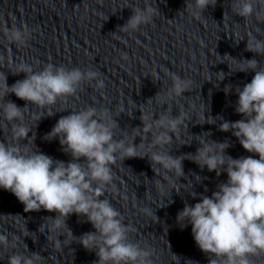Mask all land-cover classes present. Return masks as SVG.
Wrapping results in <instances>:
<instances>
[{"label":"clouds","instance_id":"obj_1","mask_svg":"<svg viewBox=\"0 0 264 264\" xmlns=\"http://www.w3.org/2000/svg\"><path fill=\"white\" fill-rule=\"evenodd\" d=\"M215 4L216 0H189L193 15H202L207 6ZM257 5L258 0H231L235 15L264 22V11ZM156 11L151 0H145L144 7L131 8L126 22L118 26L119 31H137L141 25L153 20ZM256 32H249L241 39L245 40V50L255 56L236 58L225 53L223 56L231 58L233 67L227 60L221 61L227 63L228 74L253 73L250 81L242 86L225 83L221 89L225 95L235 94L234 112L241 118L229 121L217 114L216 117L208 115L211 119L206 117L202 122L216 124L219 121L218 130L230 132L242 148L253 155L233 158L226 152L230 147L229 140H213L207 132L206 137L196 140L198 146L194 153L172 155L170 150H158L150 153V159L148 153L138 156H147L151 168L154 164L158 170H163L166 180H171L172 176L178 179L185 176L184 159L194 162L200 169L214 171L217 177L226 174V179L215 185L210 196L193 190V181L200 183L207 179L193 174V179H188L190 183L185 182L188 189L185 191L199 199L192 204L185 202L175 215L176 227L183 230L190 226L192 239L206 255L208 264H254L252 257L264 255V65L256 59V56H264V37L258 35L259 28ZM6 34L10 42L23 45L30 33L27 27H13ZM10 72L24 75L9 85L4 74L0 99L14 94L25 104L18 106L10 99L0 104V119L11 125V139L0 141V189L11 192L26 212L41 208L54 212V216L45 217L39 229L42 233H57L58 239L74 236L66 224L70 214L75 213L89 222L94 231L74 237L82 247L95 253L94 264H153V252L128 239L130 229L124 224L121 213L103 198V192L111 186V164L117 157L124 160L137 156L136 144L128 143L126 137L115 138L114 129L118 126L115 116L108 110L92 106L59 116L42 139H57L60 150L70 157L67 161L54 159L37 150L36 146L32 147L35 135L23 123L28 105L41 110L32 114L37 123L45 116V111L47 116L53 114L51 105L57 98L75 93L82 82H94L97 89L103 88L99 74L90 68L82 70L52 63L34 70L24 62L15 64L14 71ZM218 72L219 82L224 80L225 72ZM170 79L172 83L160 96L161 102L181 95L189 87V82L178 75L171 74ZM182 120L183 114L179 113L162 112L153 117L147 112L142 116L141 125L146 133H153L152 144L160 145L162 149L171 141V133L178 129ZM156 184L158 190L163 191V181L157 180ZM168 191L169 196L172 191L177 192L174 188ZM141 211L155 215L148 207ZM49 220L50 224L47 223ZM64 228L68 229L67 233L62 231ZM8 244L7 237L0 234V246ZM40 261L41 254L35 251L30 255L14 252L7 256V264H40Z\"/></svg>","mask_w":264,"mask_h":264},{"label":"water","instance_id":"obj_2","mask_svg":"<svg viewBox=\"0 0 264 264\" xmlns=\"http://www.w3.org/2000/svg\"><path fill=\"white\" fill-rule=\"evenodd\" d=\"M13 27L28 28L30 34L25 44L17 45L7 39V30ZM0 58V85L4 74L9 85L23 78V73L10 72L20 62L30 64L34 70L46 63L95 70L104 87L97 89L94 82H82L75 93L57 98L51 105V116L45 111V116L36 123L32 114L41 110L27 106L23 123L35 135L32 147L54 159L67 161L70 157L60 150L58 140H44V133L70 110L92 106L110 111L118 124L115 138L126 137L128 143L137 145V156L124 160L117 157L111 164V186L103 192V198L119 210L129 227L128 239L149 248L153 264H208L206 255L192 239L190 226L181 230L174 224L176 212L188 203L187 198L176 176L166 180L163 170L154 164L151 168L150 153L166 148L152 144L153 133L144 131L141 119L150 111L90 0H0ZM7 99L18 106L25 104L14 94L4 96L0 104ZM10 139L11 125L0 119V141ZM146 153L149 159L138 157ZM157 180L163 181V191L158 190ZM169 188L176 189L178 194L172 191L169 196ZM145 207L151 208L158 219L142 212ZM54 215L42 208L26 212L11 192L0 189V234L9 241L8 246H0V264H7V256L14 252L30 255L32 251L41 254L40 264H94L95 253L82 247L74 237L94 231L91 224L75 213L70 214L66 224L74 236L58 239L57 233H42L39 229L46 216ZM62 231L67 233L68 229Z\"/></svg>","mask_w":264,"mask_h":264}]
</instances>
